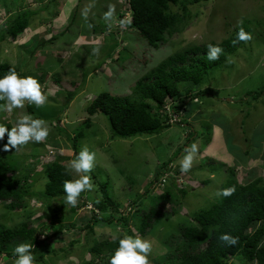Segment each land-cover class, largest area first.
Returning <instances> with one entry per match:
<instances>
[{
  "label": "rangeland",
  "instance_id": "obj_1",
  "mask_svg": "<svg viewBox=\"0 0 264 264\" xmlns=\"http://www.w3.org/2000/svg\"><path fill=\"white\" fill-rule=\"evenodd\" d=\"M126 2L0 0V62L11 64L21 76L35 77L48 97L41 107L26 101L12 112L0 100V124L11 128L27 114L49 129L44 141H30L17 150L5 151L7 141L0 140L9 176L30 191L20 202L3 201L0 229L19 228L23 222L37 229L49 226L50 209L61 201L46 195V166L59 161L67 167L85 146L96 153L90 173L94 188L81 193L76 207L64 208L62 230L59 224L46 228L45 241L33 253L34 264H108L100 262L97 251L108 256L119 238L133 235L151 241L150 264H179L182 229L221 199L217 193L230 180L229 168L239 185L264 177V93L257 96L264 91V0L171 4L177 22L158 48L128 25L129 14L120 17L129 8ZM32 10L36 13L29 28L15 40H2L5 23ZM109 10L112 16L105 19ZM244 26L250 28V41L238 45L202 83L180 84V96L173 101L181 107L178 116L172 115L184 123L173 122L159 133L113 138L108 117L88 113L101 92L133 96L135 84L170 56L188 50L189 58L202 55L191 50L218 45ZM193 143L198 147L193 165L181 172L179 162ZM162 170L165 175H158ZM165 188L172 197L158 200ZM95 198L109 204L107 212H99ZM153 205L160 216L142 235L139 216ZM95 214L101 218L94 224ZM86 224L91 227L80 228ZM208 236L190 250H204ZM23 242L16 239L5 249L0 244V264H14L13 249ZM231 264L249 263L236 257Z\"/></svg>",
  "mask_w": 264,
  "mask_h": 264
},
{
  "label": "trees",
  "instance_id": "obj_2",
  "mask_svg": "<svg viewBox=\"0 0 264 264\" xmlns=\"http://www.w3.org/2000/svg\"><path fill=\"white\" fill-rule=\"evenodd\" d=\"M126 1L132 11V21L129 26L144 37L150 46L158 48L164 42L165 34L177 22V17L170 11V5L177 4L180 0ZM202 1L208 0H186L189 4ZM35 13V10L21 12L16 18L6 22V31L2 35V40L8 37L15 40L22 35L29 27L30 18ZM243 29L250 32L249 27L244 26ZM236 38L237 34L218 44L223 48V53L218 60L207 59V46L194 47L191 50L194 53L202 52V55L197 57L189 58L188 54L191 53L189 50L184 54L170 56L135 84L134 97L116 96L108 91H103L90 102L87 111L91 115L102 113L108 117L113 138L126 139L136 135L159 133L169 128L173 122L184 123L181 120L172 122L173 116L165 110V105L172 99L176 101V98L180 96L181 83L200 84L210 70L226 62L229 55L237 50L238 45L245 42L234 43ZM10 69H14L20 74L19 70L11 64L0 62V75L7 73ZM254 93L251 92L248 95ZM263 93L264 91L257 96ZM180 107L177 104L173 106L176 115ZM81 134L79 133L74 139L75 148ZM3 139L7 141V133ZM9 171L6 158L0 154V201L20 202L26 195L30 196V191L20 187L21 182L10 177ZM45 171L47 173L46 195L60 198L61 201L58 206L50 209L51 222L49 226L37 229L30 226L28 222H23L19 228L0 229L2 249H5L16 239H20L32 243L35 246L32 249L34 253L45 241L41 239V236L45 235L46 228L57 229L56 224L60 225L58 230H62L64 227L61 224L62 212L67 205L64 203L66 194L63 185L66 180H72V174L70 175L66 165L59 161L49 163ZM229 171L230 180L224 188L234 187L235 192L229 197H221L211 207L199 211L193 217V223L182 229L181 237L185 245L179 247L181 251L179 264H231L236 257L249 264H264V177H258L247 184L239 185L234 182V169L230 167ZM164 173L165 171L162 170V173L159 172L158 175L162 174L163 176ZM170 177L173 178V176ZM179 192L183 196L187 193L182 188H179ZM170 194L169 189L165 188V193L157 198L158 200L169 198L166 196L171 198L172 194ZM107 199L109 200V198ZM94 204L102 214L109 209V204L101 198H95ZM159 216L160 211L154 205L141 213L139 230L142 235H146ZM170 216H166V219H169ZM99 218L101 216L95 214L91 221L95 224ZM86 226L91 227V224L83 225L80 228ZM224 233L237 237L238 243L229 246L221 241L219 237ZM208 234L204 250H190L196 247ZM2 249H0L1 253H3ZM112 253L113 251L108 256H103L97 251L96 254L102 256L101 263H108ZM12 255L14 256V253Z\"/></svg>",
  "mask_w": 264,
  "mask_h": 264
},
{
  "label": "clouds",
  "instance_id": "obj_3",
  "mask_svg": "<svg viewBox=\"0 0 264 264\" xmlns=\"http://www.w3.org/2000/svg\"><path fill=\"white\" fill-rule=\"evenodd\" d=\"M87 14L88 10L85 9L82 15L87 17ZM128 14L127 23L129 20L132 21V11L128 8L126 13L120 15L121 18H124ZM111 16L112 10L105 13V19H110ZM128 25L130 24L128 23ZM251 39V33L241 28L234 43L239 41L247 42ZM222 53L223 48L219 45H207L208 60H218ZM41 87L40 82L35 77L21 76L14 69H10L7 73L0 75V100L6 101L3 106L4 110L12 112L15 109L23 108L26 101L29 104L34 103L36 107L43 106L48 97L42 92ZM175 104L173 99L170 100L165 105V110L170 114H176L173 109ZM174 118L175 116H173L172 122ZM5 133H7V143L3 145V148L7 151L12 148L17 150L30 141L37 143L44 141L49 135V129L44 126L43 120L34 119L31 115L26 114L19 117L11 128L0 124V140L4 138ZM197 151L198 147L195 143L191 145L190 149L185 150V154L179 162L181 172L187 173L191 169ZM95 160L96 153L85 146L79 151L76 158L67 165L69 174L74 173L76 178L64 182L63 188L66 194L64 203L66 205L76 207L81 193L91 191L94 188L90 173L94 169ZM234 192L235 188L229 187L220 190L217 194L220 197H229ZM219 239L229 246L238 243V238L228 233L221 234ZM34 247L32 243L28 242L17 244L13 249L14 264H34L35 256L32 251ZM151 250V241L134 235L123 236L119 238L118 247L111 254L108 264H150L149 256Z\"/></svg>",
  "mask_w": 264,
  "mask_h": 264
},
{
  "label": "crops",
  "instance_id": "obj_4",
  "mask_svg": "<svg viewBox=\"0 0 264 264\" xmlns=\"http://www.w3.org/2000/svg\"><path fill=\"white\" fill-rule=\"evenodd\" d=\"M2 203H3V201H0V207H3V204Z\"/></svg>",
  "mask_w": 264,
  "mask_h": 264
}]
</instances>
